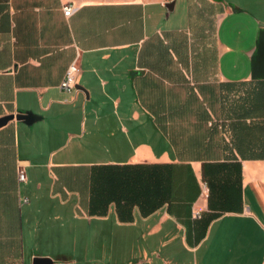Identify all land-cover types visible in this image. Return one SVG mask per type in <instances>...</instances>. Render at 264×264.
Wrapping results in <instances>:
<instances>
[{
    "label": "crops",
    "instance_id": "0c3cea01",
    "mask_svg": "<svg viewBox=\"0 0 264 264\" xmlns=\"http://www.w3.org/2000/svg\"><path fill=\"white\" fill-rule=\"evenodd\" d=\"M10 116L0 264L111 218L136 264H264V0H0Z\"/></svg>",
    "mask_w": 264,
    "mask_h": 264
},
{
    "label": "rangeland",
    "instance_id": "374dc122",
    "mask_svg": "<svg viewBox=\"0 0 264 264\" xmlns=\"http://www.w3.org/2000/svg\"><path fill=\"white\" fill-rule=\"evenodd\" d=\"M132 236L128 230L117 228L112 218L102 223L91 221L83 241L77 236L72 246L58 249L66 257H59L56 264H136L140 257L131 256L130 249L120 243Z\"/></svg>",
    "mask_w": 264,
    "mask_h": 264
},
{
    "label": "built area",
    "instance_id": "2783aa9c",
    "mask_svg": "<svg viewBox=\"0 0 264 264\" xmlns=\"http://www.w3.org/2000/svg\"><path fill=\"white\" fill-rule=\"evenodd\" d=\"M73 11V6L69 3H66L62 7V12L64 17H69ZM80 67L76 62H73L69 65L67 68L63 79L61 80L59 84V90L63 93L70 94L72 92L76 91V81L78 76L80 75ZM18 175V182L24 183L26 181L24 170L22 167H19L17 170ZM24 202H27L24 200Z\"/></svg>",
    "mask_w": 264,
    "mask_h": 264
},
{
    "label": "water",
    "instance_id": "95a60500",
    "mask_svg": "<svg viewBox=\"0 0 264 264\" xmlns=\"http://www.w3.org/2000/svg\"><path fill=\"white\" fill-rule=\"evenodd\" d=\"M173 7H174L173 3H169L166 5V9L168 12H172ZM77 88L79 87L76 86V89ZM13 118H14L13 116L4 118L3 120L0 121V126L1 124H5L6 122H8L9 120H12ZM15 119L26 121V122H31L32 120H34V117L28 116V115H17ZM33 264H53V261L51 259H46V258H35L33 261Z\"/></svg>",
    "mask_w": 264,
    "mask_h": 264
}]
</instances>
